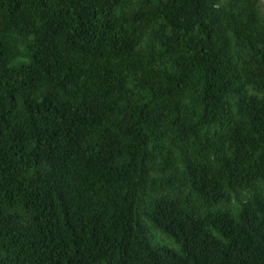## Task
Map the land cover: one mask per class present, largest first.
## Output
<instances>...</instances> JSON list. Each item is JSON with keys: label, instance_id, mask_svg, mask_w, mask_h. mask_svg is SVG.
<instances>
[{"label": "trees", "instance_id": "trees-1", "mask_svg": "<svg viewBox=\"0 0 264 264\" xmlns=\"http://www.w3.org/2000/svg\"><path fill=\"white\" fill-rule=\"evenodd\" d=\"M0 264H264V0H0Z\"/></svg>", "mask_w": 264, "mask_h": 264}]
</instances>
